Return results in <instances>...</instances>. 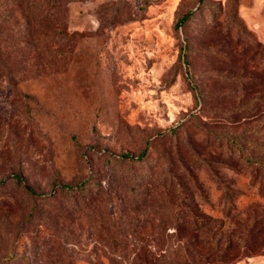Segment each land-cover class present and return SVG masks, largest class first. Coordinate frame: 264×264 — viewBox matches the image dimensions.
<instances>
[{
  "label": "rangeland",
  "instance_id": "obj_1",
  "mask_svg": "<svg viewBox=\"0 0 264 264\" xmlns=\"http://www.w3.org/2000/svg\"><path fill=\"white\" fill-rule=\"evenodd\" d=\"M241 3L0 0V264H208L244 227L232 264H264V204L241 207L264 187V43Z\"/></svg>",
  "mask_w": 264,
  "mask_h": 264
},
{
  "label": "trees",
  "instance_id": "obj_2",
  "mask_svg": "<svg viewBox=\"0 0 264 264\" xmlns=\"http://www.w3.org/2000/svg\"><path fill=\"white\" fill-rule=\"evenodd\" d=\"M237 10L238 9H236V11ZM189 17H190V13H186L185 15H183L182 17H180L178 19L177 25L183 24ZM42 19H43V17H42ZM19 38H21V37H18V39ZM183 58H184V60L186 59L185 56H183ZM231 143L233 145H235L236 147L240 146L238 141L235 138L231 139ZM240 148L244 149L243 146H241ZM143 154H144V151H142V153L138 157L141 158L143 156ZM122 156L124 158H128L131 160L135 159L130 154H123ZM245 160L247 162H250L253 165L264 167V162H262L257 157L247 155V157H245ZM18 178H20V177H18ZM249 187H251V188L246 189L247 191L245 193H241V196L246 198L245 203L242 202L244 204H242L241 207H243V206L245 207L246 205L258 204V203H259L258 205L264 204V187L261 189H255L254 183H252ZM24 188L27 191H29L30 193H32V190L28 185H24ZM65 189L67 191L72 192V193L76 192V194L83 193L85 191V187L82 185H78L75 187L74 186H66ZM227 193L229 195V191H227ZM236 200H237V198L235 199V203H233L232 201H231V203H229L226 216H229L232 213H235L236 210L239 209L238 204H240L239 203L240 201H236ZM237 202H238V204H237ZM182 206H185V205H182ZM184 208H187V207H184ZM177 214L185 215L183 208H181L180 211L177 212ZM180 222H182L180 225L181 227L186 226L187 229H189L191 231H195L196 229H198V228H196L198 225L195 223L194 224H191V223L186 224V222H184V221H180ZM206 225H207V223H204V225H199L200 226L199 228H202ZM250 231H251L250 228L244 227L240 231L237 238L233 237L232 234L228 233V234H225L224 236L221 235L220 237H218L215 240H212L213 241L211 243L212 244V250L207 253L208 255L205 258L204 262L208 263V264H232V262L235 259L243 257L246 254V250H249V248H250V243H249ZM222 239H223V242H222ZM260 245H261V249H263L264 248V239H262L260 241ZM260 245H259V247H260ZM240 246L242 249H239ZM167 264H186V262H181V263L172 262V263H167Z\"/></svg>",
  "mask_w": 264,
  "mask_h": 264
},
{
  "label": "crops",
  "instance_id": "obj_3",
  "mask_svg": "<svg viewBox=\"0 0 264 264\" xmlns=\"http://www.w3.org/2000/svg\"><path fill=\"white\" fill-rule=\"evenodd\" d=\"M252 7L243 8L240 4L239 14L244 22L253 29L264 43V0H251Z\"/></svg>",
  "mask_w": 264,
  "mask_h": 264
}]
</instances>
